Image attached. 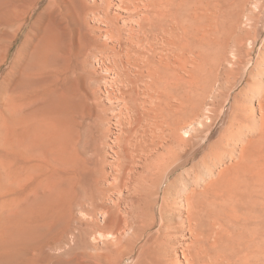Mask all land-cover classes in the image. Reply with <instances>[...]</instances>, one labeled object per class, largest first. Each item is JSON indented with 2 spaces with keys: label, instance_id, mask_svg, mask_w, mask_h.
Returning a JSON list of instances; mask_svg holds the SVG:
<instances>
[{
  "label": "bare ground",
  "instance_id": "1",
  "mask_svg": "<svg viewBox=\"0 0 264 264\" xmlns=\"http://www.w3.org/2000/svg\"><path fill=\"white\" fill-rule=\"evenodd\" d=\"M10 115L0 264H264V0H50Z\"/></svg>",
  "mask_w": 264,
  "mask_h": 264
},
{
  "label": "rangeland",
  "instance_id": "2",
  "mask_svg": "<svg viewBox=\"0 0 264 264\" xmlns=\"http://www.w3.org/2000/svg\"><path fill=\"white\" fill-rule=\"evenodd\" d=\"M30 1L0 0V84L4 76L12 69L21 46L33 26V21L50 2V0H39L40 2L35 5L26 18L23 17V14ZM215 126L214 130H218L221 123L219 122ZM17 145L15 116L10 115L6 123L0 122V245L3 240L13 239L12 236L18 235L14 234V231L18 230L16 219L19 209L15 192L18 166ZM16 237L18 238V236ZM16 249L17 245H15ZM130 262L127 260L122 264H130Z\"/></svg>",
  "mask_w": 264,
  "mask_h": 264
}]
</instances>
